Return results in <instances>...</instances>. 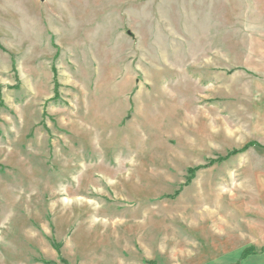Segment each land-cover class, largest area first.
Returning <instances> with one entry per match:
<instances>
[{
    "label": "rangeland",
    "instance_id": "1",
    "mask_svg": "<svg viewBox=\"0 0 264 264\" xmlns=\"http://www.w3.org/2000/svg\"><path fill=\"white\" fill-rule=\"evenodd\" d=\"M246 251L264 253V0H0V264Z\"/></svg>",
    "mask_w": 264,
    "mask_h": 264
},
{
    "label": "crops",
    "instance_id": "2",
    "mask_svg": "<svg viewBox=\"0 0 264 264\" xmlns=\"http://www.w3.org/2000/svg\"><path fill=\"white\" fill-rule=\"evenodd\" d=\"M245 259L240 264H250V260H254L255 264H264V253H262V255L260 253H257L256 255L250 256Z\"/></svg>",
    "mask_w": 264,
    "mask_h": 264
},
{
    "label": "trees",
    "instance_id": "3",
    "mask_svg": "<svg viewBox=\"0 0 264 264\" xmlns=\"http://www.w3.org/2000/svg\"><path fill=\"white\" fill-rule=\"evenodd\" d=\"M247 148H245V149H243L242 151H245ZM250 255V251H246L245 253H244V255H243V258H245V257H247V256H249ZM151 264H155V263H151Z\"/></svg>",
    "mask_w": 264,
    "mask_h": 264
}]
</instances>
